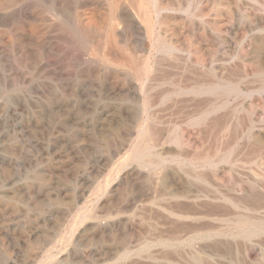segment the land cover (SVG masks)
Here are the masks:
<instances>
[{
	"label": "rangeland",
	"instance_id": "obj_1",
	"mask_svg": "<svg viewBox=\"0 0 264 264\" xmlns=\"http://www.w3.org/2000/svg\"><path fill=\"white\" fill-rule=\"evenodd\" d=\"M26 1L0 10V264H76L78 252L123 264L128 248L154 245L157 227L171 231L161 217L201 214L206 199L229 211L219 229H234L239 215L264 218V198L244 197L255 190L247 182L264 190V0H201V23L191 20L194 0H174L184 6L169 23L167 58L140 76L103 66L94 29L74 22L107 12L104 4H42L50 22L35 23L40 32L57 26L42 49L14 38L31 30ZM65 10L72 22L56 17ZM33 49L40 61L56 56L59 76L31 65ZM147 93L159 101L145 104Z\"/></svg>",
	"mask_w": 264,
	"mask_h": 264
},
{
	"label": "bare ground",
	"instance_id": "obj_2",
	"mask_svg": "<svg viewBox=\"0 0 264 264\" xmlns=\"http://www.w3.org/2000/svg\"><path fill=\"white\" fill-rule=\"evenodd\" d=\"M10 1L11 0H0V10L3 9L4 6H6V8H4V9L6 10V12H8L10 7H11L9 5ZM17 1H19V0H17ZM65 1L63 0V2L61 4L60 0H27L26 5L24 4L25 6L23 5L22 6L23 8L21 7V11H22L21 13L24 16L23 18H25V20H28L29 23L31 24V30L28 28L29 30L16 31L15 33H13L14 32V30H13L12 33L14 35V38L17 41H22V42L23 41H29V42H31V44H34L38 47L42 46L41 48L45 49V45H47V41H49L47 37H49L48 35H50V32L53 33L52 31L54 30V28L50 32H47L46 30H45L46 32L44 30H43L44 32L43 31L40 32L39 29L42 25L39 28L36 26L35 23H49L50 22L49 19H45V17H43L42 12H44L43 10L45 8H43L42 6L43 5H44V7L45 6L50 7V5L57 6L59 3L62 6ZM180 1H182V0H180ZM177 2H178V0H177ZM177 2L174 0H78V3H75V1L73 3L75 5L74 9L72 8L73 11L76 9V12H78V8L81 9L80 7L83 8L85 6H88L89 3H92L93 6H95L94 4H97V5L98 4H102V5L104 4L106 6L107 12L101 14L98 17L90 16V17H86V18H83L84 16L83 17L76 16L75 15L76 12H75V14H73V16L75 15L76 17L75 18L72 17V18H74V22L76 21L75 23H85L84 24L85 28L94 29V34H96L98 37V41H97L98 44H97V47H95L97 54H95V55H97L100 58V60L102 61L100 63H102L103 66H105L109 70L117 69L119 71L121 70L122 72L124 71V73L127 74L128 76L130 74H134V75L137 74L138 76H140V74H142L144 72H145V74H148L153 68H156L160 64V61L162 58H163L162 60H165L167 58L168 51H169L170 45H171L170 42L172 41V40L170 41V34L172 35V33H170L171 29H170L169 23H174L173 21H175L176 17H182L181 16L182 15L181 14V9H182L181 7L184 6L183 2H181V3H177ZM201 4H202L201 0H194V12L192 13V17H191L192 23H201V19H202L200 16L201 15ZM89 5H91V4H89ZM40 7H42V8H40ZM98 7H100V6H98ZM66 10L68 12L71 11L70 8H69V10H68V8ZM66 10H65V13H60L57 11L55 13L56 17L64 20L65 18L63 16H66V19H68V21H69V19L71 20V18H70L71 12L68 13ZM79 11H81V10H79ZM62 12H64V11H62ZM47 13H45V15ZM81 13H82V15H84L83 12H81ZM12 14H13V12H12ZM72 21H73V19L71 20V22ZM188 22L191 23L190 21H188ZM7 24H8V22H7ZM53 26L56 27V29H57L56 25H53ZM48 29H50V25L48 26ZM175 29H176V27H175ZM251 29H252V27H251ZM52 35L53 34H51V36ZM42 37H43V40L41 41ZM95 37H93V38H95ZM127 37H128V39H127ZM4 38H5V36H4ZM129 38L131 41L130 45H132V48H130V49L125 48V46L122 45L124 43H127ZM1 41H0V44H2ZM39 41H41V42L39 43ZM51 44H53V43H51ZM55 45H56V43H55ZM17 46H18V44H17ZM46 48H48V47H46ZM93 48H92V50H93ZM1 49H2V47L0 45V51H1ZM27 49H29V48H27ZM25 50H26V48L24 47V53L27 54L28 52H26ZM49 51H50V53H52L53 48L49 47ZM30 53L29 54L32 56L29 57L28 61L30 60L31 65L33 64L34 66H38L40 69L39 71H42L43 73L48 74V75H52V76H59L58 74H60L63 71V70L62 71L60 70L61 72L57 73L58 59L56 58V56L54 54H52V56L49 55L48 59L45 58L46 59L45 61H40V60H38V58H39L38 56H37L38 58L35 57V54H37V53H34V49L31 50ZM22 55L24 56V54H22ZM78 55L80 56L82 54H78ZM82 57H83V55H82ZM77 60L79 62V59H77ZM260 62L262 63L261 60H260ZM163 63H165V61ZM59 65H60V63H59ZM28 66H30V65H28ZM100 66H98V67H100ZM155 70H153V71H155ZM65 73H68V72L66 71ZM260 75L264 78V68L262 69ZM150 79H151V77H150ZM65 80H64V82H65ZM139 81H141V80H139ZM87 82H88V80H87ZM154 86H156V85H154ZM78 87H80V86H78ZM202 89H203V87H202ZM117 90H119V89H117ZM206 90H208V92H211L212 90H214V86L210 85L208 88H206ZM129 92H130V90H129ZM80 94H79V96H80ZM154 95H155V93H154ZM154 95L151 93H147V95L141 100L145 104L151 105V104H153V102L159 101L157 99V97L159 95L157 97H155ZM137 96H138V94H137ZM55 100H56V98H55ZM80 100H82V98H80ZM222 121H223V119H222ZM220 123H222V122H220ZM239 124H241V123H239ZM210 126H212V125H210ZM215 127H216V125H215ZM217 132L215 131V133H217ZM205 133H204V135H205ZM254 138H255V136H254ZM251 147H253V146H251ZM255 182H256V180H255ZM247 183L249 184V186L251 188H253V189L255 188V190H251L252 192H250V193H247V192L244 193V197L250 196V197H248L250 199L252 196L250 194L251 193L255 194V192L257 191V194H259L261 196L260 199L264 198V190L263 189L257 187L255 184H253L251 182H247ZM253 191H255V192H253ZM257 194H255V195H257ZM252 197H254V196H252ZM257 197H258L257 200L259 201L260 200L259 196L257 195ZM241 198H240V200H241ZM217 199H219V197H217ZM243 199H245V198H242V200ZM206 200H205L206 203L203 201L205 203L204 204L205 211H203L204 209L203 210L198 209L199 211L202 210L201 214L198 212L196 213V211H193V212H195L193 215V213H191L190 209H189V212H185L184 210H183L184 212L178 211L179 213H171L170 215H167L165 217H161L159 220L157 219L158 222L161 221L162 223H165L166 225L170 224V226H171L170 230L171 231H164L163 230L164 232H162V231H159L160 228L157 227V229H158L157 233H155L156 231L154 232L155 233L154 234L155 235L154 245L152 247L146 248V249L135 248L136 246L134 248L133 247L128 248L123 253V255H121V257H120L124 260L123 264H264V218H257V217L254 218L248 214H246V215L244 214L242 216L239 215L236 219L231 218V220H235V228L234 229L233 228L227 229V227L223 228V229H219V228H217L218 227L217 225H214V222H216L218 220V217L219 218H220V216L223 217V214L220 215V213L223 212V211L220 212L222 206L221 207L218 206V204H219L218 201H223V200H218L217 201L218 203L216 201H214L215 204L216 203L217 204H216L215 208L213 206L212 210L210 209V206H209L210 200L209 201H206ZM240 200H238V199H237V201L234 200V203H238L237 204L238 207L240 206V207H244L247 209V207H245V205L243 206L241 204L242 200L241 201ZM243 201H245V200H243ZM214 202H211V203H214ZM259 202L260 203L263 202L262 204H264V201H262V200ZM200 203H202V201ZM260 203H259V205H260ZM256 204L258 206V203H256ZM256 204H255V206H256ZM210 205H212V204H210ZM202 206H203V203H202ZM257 206H256V208H257ZM228 207H229V205H228ZM197 208H200V207H197ZM253 210H255V209H253ZM186 211H188V210H186ZM227 212L229 213V211L225 212L226 215H227ZM195 214L196 215L200 214V215L196 216ZM226 215H224V216H226ZM227 220H229V219L227 218ZM231 220H229V222ZM229 222L227 221L226 223L228 224ZM230 225H228V226H230ZM225 232H227V233H225ZM187 239H188V241L190 240L191 242H195L196 244L189 246L187 248L183 247L182 245L185 244V241H187ZM111 255H113V254L111 253ZM67 256H68V254H67ZM107 257L109 258V256H107ZM107 257H104V255H101L100 253H97V254L89 253V256L87 257L84 253L78 252V253L72 254L71 261L73 263H76V264H85L86 258H91V260H92L91 264H101L100 262L104 261L105 258H107ZM56 262H57L56 264H63V260H58Z\"/></svg>",
	"mask_w": 264,
	"mask_h": 264
}]
</instances>
